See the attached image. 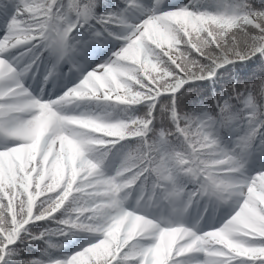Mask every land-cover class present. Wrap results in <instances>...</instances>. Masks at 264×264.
Returning <instances> with one entry per match:
<instances>
[{
  "label": "snow or ice",
  "instance_id": "snow-or-ice-1",
  "mask_svg": "<svg viewBox=\"0 0 264 264\" xmlns=\"http://www.w3.org/2000/svg\"><path fill=\"white\" fill-rule=\"evenodd\" d=\"M101 6L102 0H0V14L10 17L0 39V264H264V167L246 174L258 135L264 146V75L234 79L224 98L213 93L216 112L202 119L179 110L177 96L229 64L264 60V8L250 0L215 12L163 0L150 7L126 0L124 9L97 12ZM132 9L143 16L129 24ZM88 30L98 43L105 33L125 43L57 99L33 96L24 77L37 61L46 53L52 75L73 61ZM20 46L24 52L12 55ZM26 54L31 62L22 65ZM80 101L97 102L101 113L59 110ZM138 105L145 107L141 115L133 114ZM117 109L121 118H114ZM225 130L239 131L230 147ZM122 141L135 143L108 175L105 161ZM138 182L141 195L129 210L125 190ZM188 183L195 189L187 191ZM185 196L188 203L238 199L221 227L197 232L178 219ZM163 202L175 218L148 214ZM49 219L61 227L29 228ZM73 230L98 238L70 256L20 259L18 244Z\"/></svg>",
  "mask_w": 264,
  "mask_h": 264
},
{
  "label": "trees",
  "instance_id": "trees-1",
  "mask_svg": "<svg viewBox=\"0 0 264 264\" xmlns=\"http://www.w3.org/2000/svg\"><path fill=\"white\" fill-rule=\"evenodd\" d=\"M139 0H137L138 2ZM70 0H65V3H69ZM126 0H102V6L97 9V12L101 11H119L125 8ZM164 4H172L173 0H163ZM238 3V0H177V4L174 7L188 5L193 10H208V11H218L223 10L226 6H231ZM250 3L254 8H264V0H250ZM196 4V7L193 5ZM128 14L126 18L128 21ZM4 16V15H3ZM10 17H7V21ZM96 29H100V25L96 24L95 21L91 22ZM102 31V29H100ZM111 31L124 34L123 27L111 28ZM91 30L84 31L81 37L82 43L79 45V50L83 48H94L100 47L102 51L108 53L112 52L113 49L121 47L125 42L123 40L114 39L112 36H109L107 33L104 34V37L100 42H96L91 38ZM25 46H20L18 49H22L24 52ZM102 56V52H101ZM112 56V55H111ZM48 61L51 59L45 53L44 56ZM99 57V55L97 56ZM98 59V58H97ZM264 60H261L259 57H253L251 60L245 61L243 63L229 64L224 68H221L216 77L213 80H204L196 81L190 84H186L180 92L177 93L178 98V108L182 112L190 113L198 116L199 118H204L207 114H215L216 104L214 103L213 93L217 97L224 98L228 93L225 92L226 89H229V86L232 84L233 80H239L241 82H251L259 75H264ZM186 93V94H185ZM167 98H162L166 100ZM91 113H101L102 105H99L97 102L90 105ZM145 110L144 105H138L133 110V114L141 115ZM114 118H121V112L119 109L114 113ZM157 127L161 126L160 122H156ZM241 129L240 131H242ZM239 134V131L227 132L226 130L221 133L223 138L224 145L230 147L233 139L236 135ZM261 137L258 135L257 138L253 141L252 147L259 145ZM134 141H122L117 144L114 148L111 149L109 154L118 156V165L119 166L122 156L125 151H127V146L134 144ZM151 179V178H149ZM139 184V183H138ZM187 189H195V185L192 183L187 184ZM64 216V211L56 214V218H62ZM61 227L55 223L52 219L39 221L36 224L29 225L31 231L39 233L45 230H55ZM98 238V234H92L81 230H73L66 236H51L46 237L45 240H50V242L58 245L56 249L48 248L45 240L33 241L31 244L17 245V247H22L24 250L21 252L20 259L28 260L31 258H42L48 259L51 258H62L64 256H70L74 252L80 250L87 244L95 242ZM46 250V251H45ZM12 264V262H10Z\"/></svg>",
  "mask_w": 264,
  "mask_h": 264
},
{
  "label": "rangeland",
  "instance_id": "rangeland-1",
  "mask_svg": "<svg viewBox=\"0 0 264 264\" xmlns=\"http://www.w3.org/2000/svg\"><path fill=\"white\" fill-rule=\"evenodd\" d=\"M154 3V0H141L140 1V5L142 6H146V7H150L152 4ZM133 11L130 13V17H129V24L131 23H135L137 20H139L140 18H142L143 16V12L140 10H136V9H132ZM126 32V30H125ZM93 55H91V59H93L92 57ZM75 61H77L79 63V68H78V77L82 75V73H84V71H86L87 67H83L82 61L79 59H76ZM107 61V60H106ZM31 62V58H21L20 63L23 65L25 63H30ZM47 69L43 68L41 65L35 64L32 68V70L24 77V84L25 87L29 89V91L32 93L33 96H37V98H39L40 94V84L41 81L45 79V75ZM50 79V78H49ZM49 79L47 80V82H49ZM51 84V83H50ZM56 83L53 82V86H55ZM76 103L73 104L71 107L68 106H60V109L62 108V110H60L62 112V114H68L70 110L73 111V113L75 114V112H78L79 110L76 109ZM87 112V111H86ZM8 143H11L12 141H7ZM3 143H5V141H3L2 139H0V146L3 145ZM262 167H264V151L262 152H256L251 150V156L249 158V161L246 165V174L251 175L253 172L260 170ZM110 168H112L111 165H109L105 170L107 173L111 172ZM126 193H128V199L125 202V207L129 210H133L137 207V199L140 197L141 193L139 189H135L133 191H126ZM145 198L147 197L148 193L145 192ZM237 197L233 196L230 200L225 201H214L213 205L215 203H217V206L215 208H213V206L210 208L209 213L211 214L213 212V209L215 210V213L219 214V222L217 223L218 225H214L213 227L205 224L204 223V219L206 217V214L208 213V207L207 204L205 206H203L202 209H200L199 205H200V200L196 201V203L194 204V200L192 199L191 203L187 202V197H183V204L187 205L186 208H184L182 215H180L178 217L179 221L186 227H190L193 230L197 231V232H204V231H208V230H212L215 228H219L221 227L233 214L234 211L236 210V203H237ZM144 200H141V203H144ZM193 205H196L195 208H192ZM153 208L155 210H150V212L153 214H155V216H153L149 211L148 214L151 217H155L157 219L164 217V218H175L173 217V209L171 207V205H168L167 202H163L160 204H157L156 206H153ZM211 215H209L208 220H212V218H210ZM194 223V225H192Z\"/></svg>",
  "mask_w": 264,
  "mask_h": 264
}]
</instances>
